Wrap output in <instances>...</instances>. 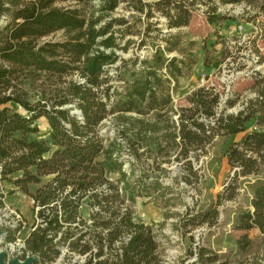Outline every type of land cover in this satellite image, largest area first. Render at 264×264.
Segmentation results:
<instances>
[{
  "label": "trees",
  "instance_id": "obj_1",
  "mask_svg": "<svg viewBox=\"0 0 264 264\" xmlns=\"http://www.w3.org/2000/svg\"><path fill=\"white\" fill-rule=\"evenodd\" d=\"M252 1L0 0V180L20 174L14 184L32 199L34 215L17 259L164 264L151 226L133 218L146 172L184 161L182 179L191 184L199 156L218 136L238 137L226 152L234 177L259 172L264 166V93L236 114L217 115L219 95L201 87L187 97V107L174 111L170 79L183 77L187 64L165 58L173 36H162L166 47H156L149 57L125 60L120 53L130 42L122 45L121 40L132 32L120 27L127 24L123 17H112L122 7L131 18L139 15L147 22L161 16L171 30L187 27L202 7L211 24L223 18L216 13L220 6ZM60 3L66 5L57 7ZM60 31L63 41L45 40ZM36 80L52 89L31 103L25 83ZM40 118L48 122L49 141L28 140L38 133ZM106 120L114 124L112 137L101 133ZM251 121L255 129L247 132ZM124 148L137 162L142 157L149 162L138 178L133 168L129 173L123 169ZM115 172L119 179L113 181ZM43 177L50 180L29 194L27 186ZM84 205L87 219L81 213ZM253 206L255 223L264 224V187L255 192ZM193 254L191 264H228L206 248Z\"/></svg>",
  "mask_w": 264,
  "mask_h": 264
},
{
  "label": "rangeland",
  "instance_id": "obj_2",
  "mask_svg": "<svg viewBox=\"0 0 264 264\" xmlns=\"http://www.w3.org/2000/svg\"><path fill=\"white\" fill-rule=\"evenodd\" d=\"M155 1L142 0L146 4ZM65 5L60 3L57 7ZM204 12L203 7L195 11L187 27L168 30L161 16L147 22L139 15L131 18V12L118 8L112 17H123L127 24L120 27L128 26L132 32L121 40L122 45L130 43L127 51L120 55L125 60L145 59L156 47H166L162 36L172 35L167 45L172 52H165V58L175 57L187 64L183 77L175 82L170 79L172 110L187 107V97L193 91L208 87L219 95L217 115L236 114L264 93V0L220 6L216 13L223 18L211 24ZM45 40L63 41L64 33L56 32ZM25 88L31 103L42 98V91L52 89L37 80L27 81ZM36 125L38 133L28 135L27 139L49 141L47 120L40 118ZM251 129H255L254 121L246 124L247 132ZM100 130L112 137L115 127L106 120ZM236 139V136L216 137L207 154L200 155L198 165H194L197 173L189 178L191 184L182 179L186 176L182 167L184 161L162 164L160 168L164 171L153 168L146 172L145 182L139 188L141 196L136 197L132 207L133 218L151 226L164 264H191L198 247L209 249L228 264H264V224L255 223L253 206L255 192L264 187V166L256 174L234 177L236 169H230L226 152ZM190 159H194L193 154ZM121 160L127 173L133 168L135 178L144 168L148 169L146 157L137 162L127 148L122 149ZM19 175L0 180L3 264L24 263L17 259L18 249L34 224L33 201L14 184ZM110 177L116 181L119 174L115 172ZM233 178L235 181L230 186ZM49 180L50 177H43L39 184L28 185V193L33 194ZM81 213L87 219L85 205ZM51 264H62V258Z\"/></svg>",
  "mask_w": 264,
  "mask_h": 264
},
{
  "label": "water",
  "instance_id": "obj_3",
  "mask_svg": "<svg viewBox=\"0 0 264 264\" xmlns=\"http://www.w3.org/2000/svg\"><path fill=\"white\" fill-rule=\"evenodd\" d=\"M1 24H2V19H1V17H0V26H1ZM33 261H34V260L31 259V258H27V259L24 261V263H13V264H32ZM0 264H3L1 255H0Z\"/></svg>",
  "mask_w": 264,
  "mask_h": 264
}]
</instances>
